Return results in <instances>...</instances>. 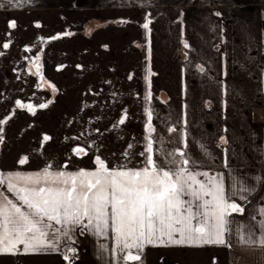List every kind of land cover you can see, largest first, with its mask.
I'll use <instances>...</instances> for the list:
<instances>
[{
  "label": "crops",
  "instance_id": "obj_1",
  "mask_svg": "<svg viewBox=\"0 0 264 264\" xmlns=\"http://www.w3.org/2000/svg\"><path fill=\"white\" fill-rule=\"evenodd\" d=\"M0 3V119H7L0 125V174L35 173L48 166L92 170L95 155L109 167L117 166L110 164L112 156L128 162L147 144L150 110L156 155L183 148L186 140L184 151L197 170L223 173L226 188L230 177L255 188L245 194L247 201L234 197L245 213L230 219L257 225L259 236L258 222L264 220L259 215L264 208V0ZM149 19L150 31L142 27ZM38 55L43 80L34 74ZM17 100L35 106V115L17 109ZM41 103L48 107L39 108ZM45 135L51 139L44 141ZM78 147L88 155L77 156ZM25 156L28 161L19 164ZM0 193L15 199L6 186ZM235 227L231 247L148 246L142 262L213 264L215 258V264H264V249L242 244ZM73 239L72 246L82 251L74 264H115L111 234L105 239L77 229ZM0 264L68 262L59 252L21 251L0 254Z\"/></svg>",
  "mask_w": 264,
  "mask_h": 264
},
{
  "label": "snow or ice",
  "instance_id": "obj_2",
  "mask_svg": "<svg viewBox=\"0 0 264 264\" xmlns=\"http://www.w3.org/2000/svg\"><path fill=\"white\" fill-rule=\"evenodd\" d=\"M150 23L149 19L142 27L150 31ZM8 26L15 29L17 24L10 21ZM8 47V43L3 44V48ZM39 60L38 55L33 61L34 74L43 80ZM200 71L204 68L200 67ZM151 75L149 71L146 77L149 87ZM49 87L55 93V86ZM48 103L39 104V108H47ZM16 107L35 115L32 104L17 100ZM147 119V144L140 153L144 163L139 168H129L127 164L109 167L105 159L95 155L92 170L53 171L48 166L35 173L0 174V186H6L15 197L9 199L0 193V254L59 252L64 261L74 264L77 249L72 246L73 235L78 229L81 235L87 232L105 239L111 234L115 264H143L142 257L148 246L231 247L233 225L242 244L264 249V220L258 222L257 237V225H237L230 219L233 214L245 213L244 206L234 197L247 201L255 188L235 177H230L232 182L226 188L223 173L197 170V162L184 151L186 140L183 148L156 155L150 110ZM124 122V119L119 121ZM6 123L7 119H0V125ZM3 131L0 127V142H3ZM43 139L48 141L51 137L45 135ZM221 142L227 143L223 138ZM74 152L77 156L88 155L82 147ZM27 161L25 156L19 164ZM259 215L264 216V208L259 210ZM101 248L108 250L107 245Z\"/></svg>",
  "mask_w": 264,
  "mask_h": 264
},
{
  "label": "rangeland",
  "instance_id": "obj_3",
  "mask_svg": "<svg viewBox=\"0 0 264 264\" xmlns=\"http://www.w3.org/2000/svg\"><path fill=\"white\" fill-rule=\"evenodd\" d=\"M128 162H125L124 160H115V157L112 156L110 160L111 165H122V164H140L143 165L144 163V157L142 158L141 156L136 157L134 154H131Z\"/></svg>",
  "mask_w": 264,
  "mask_h": 264
},
{
  "label": "built area",
  "instance_id": "obj_4",
  "mask_svg": "<svg viewBox=\"0 0 264 264\" xmlns=\"http://www.w3.org/2000/svg\"><path fill=\"white\" fill-rule=\"evenodd\" d=\"M81 255H82V251L77 250V254H76V257L74 259H76V260L79 259L81 257Z\"/></svg>",
  "mask_w": 264,
  "mask_h": 264
},
{
  "label": "flooded vegetation",
  "instance_id": "obj_5",
  "mask_svg": "<svg viewBox=\"0 0 264 264\" xmlns=\"http://www.w3.org/2000/svg\"><path fill=\"white\" fill-rule=\"evenodd\" d=\"M78 250V249H77Z\"/></svg>",
  "mask_w": 264,
  "mask_h": 264
},
{
  "label": "trees",
  "instance_id": "obj_6",
  "mask_svg": "<svg viewBox=\"0 0 264 264\" xmlns=\"http://www.w3.org/2000/svg\"><path fill=\"white\" fill-rule=\"evenodd\" d=\"M1 187V186H0Z\"/></svg>",
  "mask_w": 264,
  "mask_h": 264
}]
</instances>
